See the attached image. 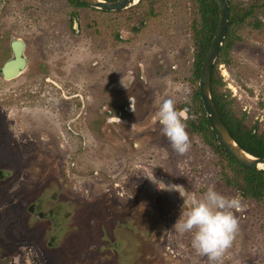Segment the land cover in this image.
Masks as SVG:
<instances>
[{
  "label": "rangeland",
  "instance_id": "374dc122",
  "mask_svg": "<svg viewBox=\"0 0 264 264\" xmlns=\"http://www.w3.org/2000/svg\"><path fill=\"white\" fill-rule=\"evenodd\" d=\"M197 1L104 12L0 0V51L20 39L26 60L18 78H0V264H264V195L234 187L241 176L199 128ZM228 1L251 14L227 28L216 91L264 136V0ZM166 98L186 114L183 155L158 121ZM208 188L241 205L213 262L173 227Z\"/></svg>",
  "mask_w": 264,
  "mask_h": 264
},
{
  "label": "clouds",
  "instance_id": "9594fccd",
  "mask_svg": "<svg viewBox=\"0 0 264 264\" xmlns=\"http://www.w3.org/2000/svg\"><path fill=\"white\" fill-rule=\"evenodd\" d=\"M157 117L161 130L167 136L172 149L183 155L190 148L185 131V112L178 110L172 99L160 102ZM156 183L155 181H152ZM238 197H225L208 188L173 227L183 234H190L191 248L199 255L207 256L210 262L217 261L228 248L238 230V221L233 210L240 208Z\"/></svg>",
  "mask_w": 264,
  "mask_h": 264
},
{
  "label": "trees",
  "instance_id": "16d2710c",
  "mask_svg": "<svg viewBox=\"0 0 264 264\" xmlns=\"http://www.w3.org/2000/svg\"><path fill=\"white\" fill-rule=\"evenodd\" d=\"M68 1L76 7H85L77 0H68ZM104 1H116V0H104ZM197 3L199 9L198 10L199 16L201 19V28L200 31L198 32L200 45H199V51L196 56V63L194 69V75L196 79L198 78L199 69L202 60L210 46L217 24V9L214 1L198 0ZM227 4H228V13H229L227 28L229 30V28L235 21L234 17L237 18L239 21L243 22L245 20L244 18L248 17L249 14H251V9L248 11L244 10L242 14H233L231 9V4L229 3L228 0H227ZM262 5L264 6V2L262 3ZM216 63L217 60L215 61V64ZM215 64L212 67L211 75H210V96L219 114V117L223 122V125L227 129L230 137L233 139V141L238 145L240 149H242L245 153L253 157L264 158V136L256 133L255 130L252 131L246 129L237 120L233 119L231 115L228 114V111L226 110L223 102L220 100L216 91L217 82L214 78ZM195 101H197L199 105V110L201 112V117L199 121L200 130L207 133L210 136V138L216 142L218 151L223 153L225 157L228 159L229 163L232 165V169L235 171V175H238V177L241 176L240 182L242 183L234 187L240 190H242L243 188L246 193L245 195H247V198L253 200H260L264 195V172L252 171L249 169L242 168L232 161V159L226 154V152L223 150L221 145L215 139L213 133L209 128V125L205 118V113L202 109V105L199 99L198 91L195 93Z\"/></svg>",
  "mask_w": 264,
  "mask_h": 264
},
{
  "label": "water",
  "instance_id": "95a60500",
  "mask_svg": "<svg viewBox=\"0 0 264 264\" xmlns=\"http://www.w3.org/2000/svg\"><path fill=\"white\" fill-rule=\"evenodd\" d=\"M84 6L106 12H118L127 10L137 5L141 0H77ZM217 9V24L210 46L202 60L198 74V95L205 113V118L215 139L221 145L226 154L238 166L252 171L264 172V158H256L238 147L230 137L227 129L214 106L210 96V75L212 67L222 48L228 27V4L227 0H213ZM14 61L5 64L1 69L5 80L15 78L24 69V59H22L23 45L20 41L12 43Z\"/></svg>",
  "mask_w": 264,
  "mask_h": 264
},
{
  "label": "flooded vegetation",
  "instance_id": "af4514ba",
  "mask_svg": "<svg viewBox=\"0 0 264 264\" xmlns=\"http://www.w3.org/2000/svg\"><path fill=\"white\" fill-rule=\"evenodd\" d=\"M67 1V3H69L70 5H71V3L68 1V0H66ZM86 7V6H85ZM83 8V7H82ZM88 8V7H87ZM104 12H106V11H104ZM15 41H20L21 43H22V45H23V50H22V55H21V57H22V59H24V57H23V51H24V44H23V42L20 40V39H14V40H12V41H9V42H7L6 43V45L3 47V50L2 51H0V52H2V55L4 54V55H9L10 56V58H7V60L6 61H4L2 64H1V66H0V78L3 80V81H11V80H14V79H16V78H18L19 76H20V74L22 73V71L25 69V67H26V60L24 59V62H25V64H24V69L15 77V78H13V79H10V80H5L4 78H3V76H2V72H1V69L3 68V66L5 65V64H7V63H9L10 61H14V59H15V57H14V52H13V48H12V43L13 42H15ZM4 52V53H3ZM6 53V54H5ZM109 113V112H108ZM114 119V121H112V122H115V120L118 122V118H114V117H110V119Z\"/></svg>",
  "mask_w": 264,
  "mask_h": 264
}]
</instances>
